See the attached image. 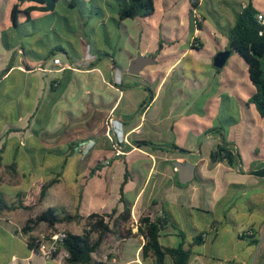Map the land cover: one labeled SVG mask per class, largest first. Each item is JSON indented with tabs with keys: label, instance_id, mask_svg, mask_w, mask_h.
I'll return each mask as SVG.
<instances>
[{
	"label": "crops",
	"instance_id": "obj_1",
	"mask_svg": "<svg viewBox=\"0 0 264 264\" xmlns=\"http://www.w3.org/2000/svg\"><path fill=\"white\" fill-rule=\"evenodd\" d=\"M68 1L59 0L53 12L45 14L38 11L32 12V21L26 23L23 27L25 34L22 37L26 39L24 41L29 47L34 46L37 49L38 45H41L47 51L57 48L60 49L59 52L64 53L66 58L64 59L60 55H55L48 62L44 61V64L40 61H27L24 59L30 66V70H25L21 66L22 58L14 61L13 68L10 69L3 79L7 78L8 80L12 77L13 84L9 85V88L14 90L16 85L19 90L20 78L18 71L23 73L22 75L24 76L33 77V87L36 88V90H33V110L36 109L38 104L42 105L44 102V111H38L36 117L31 120L30 124H28V119L33 110L17 120L11 118L9 123L5 122L1 124L2 121H0V146L3 143L9 147L17 145L23 147L25 145L31 146L35 144L38 139L34 136L33 129L36 128L37 118L42 119L41 124L43 125V130L47 131L49 124L53 123L54 125V122H52L54 113L58 115L60 111L59 104L61 98L63 99L64 97L66 99L65 97H68L71 99V101L69 100L67 102L68 107L70 105L73 108L72 104L75 106L78 103V92L82 87L83 81L86 83L91 82L92 87L96 86L97 96L100 99L105 93L113 98L112 102L109 103L107 116L103 117V122L106 123L108 119H114L120 122L123 133L130 143L135 140H144L137 136L143 133V124L147 120L151 122L153 126L151 129L154 131H164L172 136L180 135L176 122L182 117L185 111L191 109L194 98H200L205 93H210V91L212 92L214 90V86L212 85L213 80L219 73L215 72L216 68L213 66L214 57L221 51H229V56L234 54V52H230L228 46L226 48L222 47V41L216 36L213 37L211 35L202 16L201 27L197 30L195 28L193 29L194 25H191L189 13L190 0H187L186 6L189 10L186 9L185 11V16L188 18L187 26L181 20L180 16L169 14V11L174 7L177 0H153L154 11L150 16L127 19L119 25L116 22L117 0H79L78 6L73 8L68 6ZM204 1L202 0L198 4V9L203 6ZM14 2L15 0H13ZM249 2L252 3L258 13L264 15V2H257V0H239L236 8L232 10L234 19L235 15L240 13L242 8ZM7 3L9 4L10 0H7ZM161 3H163V10L160 8ZM59 5L61 11L75 8L79 9L83 22L85 18L89 20L87 16H90L93 18L92 20L95 25L93 28H90L87 34L84 33V37H78L76 48L74 46L71 48L74 50L71 56L67 54L63 46L58 45L54 48L51 46V33L59 38L57 29L60 28L59 19L63 17L57 12ZM27 6L28 4H24L22 8ZM2 9V16L5 17L6 15V21H4V17L0 19L2 26L0 28V51H5L1 34L7 31L11 34L7 39L8 42L15 45L12 49H16L18 56H20L21 45L18 46L16 41V43L12 41L13 32L10 30L9 18V23H6L8 17L7 12L9 13L8 5H6V11L4 8ZM109 12H111V15H109ZM155 15L156 19L153 22L152 19ZM220 17V28L224 26V21L228 23L230 28L233 26L234 21H232L230 13L225 12ZM64 20L67 21L66 18ZM109 20L119 30L121 29L123 31L124 36L120 38L121 35H119L118 44L114 43L110 37L108 31ZM20 21L21 23L23 22L22 19ZM128 21H131L130 28L128 27L129 24H127ZM169 21L178 22L176 25L177 28L170 24ZM86 23L88 21L84 22V24ZM66 24L68 23L66 22ZM100 28H103L106 33V40L109 44L107 49L101 48L99 44L100 41L97 36ZM36 33L37 35L34 36ZM180 34H182V37ZM184 41L188 45L186 48L180 46ZM193 44L198 48H193ZM139 55L151 57L154 60V64L144 66L136 75L130 74L128 72L130 64ZM235 56L243 64L241 72L246 75L248 81H241V85L243 86V92H241L236 85L239 81H230L227 80V76H224V82L230 83L231 94L223 93L220 96L221 99L227 101V103L221 105L220 121H222L223 126L227 129V140L233 142L240 152L244 172L239 173L224 163H218L213 167L209 166V154L208 158L202 155L200 149L202 143L199 140L209 141L208 147L210 153L216 145L218 138L213 137L211 134H205V131L211 128L207 126L203 127L201 136H197L193 128H187L183 135V145L178 144L175 138H172L171 141L162 140V143H154L161 145L162 150L153 151L149 148H133L125 156L130 177L124 186V195L132 205L131 223L133 232H136L133 224H136L140 216L147 215L153 219L161 214V202H166L170 204L176 223L181 227L184 225L179 221L181 220L179 216L174 214L175 210L186 212V216L190 218L188 225H191V227L198 231H206L208 229L209 233L213 234H211L213 237H204L201 245L193 247V256L189 264L235 263L237 254H235L232 245H226V243L221 245L219 244L221 241L215 245L218 234L217 227L220 226L219 220L221 217L217 214V211L223 201H232V207L237 209L236 213L238 215L242 213V210L238 206L239 199H246L250 202L255 201L254 207L258 208L260 205L264 208V178H259L248 173L250 169L257 166L254 160L256 159L254 158L255 156H257V161H260V163L264 162V152H262L263 154H259L258 150L264 147V120L258 116L252 105H246V102L253 93V87L248 79L246 64L240 56L237 54ZM54 58H58L61 63H74V69L71 71L59 70V68L53 65ZM184 61L188 62V70L186 68L184 71L178 73L179 67ZM5 62L3 63V60H0V74L8 65V61L6 64ZM187 77L192 79L193 84V88L188 93L180 89L181 81H186ZM55 80L65 85L60 94L51 92L49 89L50 83ZM74 82L77 83V87L73 85ZM132 90H142L143 94H145L141 100H138L140 102L139 106L146 99L148 90L153 94L151 104L144 108L141 114L138 113V106L135 108L123 106L119 109L122 101L129 102L133 99L130 95ZM231 95L236 98L237 102L233 101ZM19 99L20 96L17 97L18 101ZM37 99H42V102ZM161 99L163 100V102L161 101L162 105L157 106L156 115L150 118L149 114L152 107ZM211 103L213 107L216 105L218 107L219 98ZM95 105L93 103V106ZM14 108V104H12L10 107L11 112L15 111ZM227 114H233L235 116L229 118ZM10 127L20 131L11 132L5 136V132ZM193 137L197 138L198 149L191 142ZM41 143L45 146L67 145V143L63 142H55L51 145H47L44 142ZM171 145H176L179 149L185 150L186 153L173 150L170 148ZM102 148L109 153L108 144L103 143ZM193 155H195L197 161L202 162L200 168L197 169L196 167L195 169L196 177L183 187L176 186L174 180L177 172L173 170L172 160L181 161L184 159L183 157ZM74 157L69 159L70 163ZM32 158L35 159L36 156L34 154H24L23 152L18 155V159L21 162L20 166H27V170H20L21 182L19 184H13L10 176L7 182H0V185L16 187L14 192H10L9 196L0 192L5 200L9 197V203L15 200L17 193L26 192L37 181L35 166L31 165ZM48 161L50 164L52 163L51 158ZM89 161L90 165L94 160ZM143 161L147 163L144 164ZM170 161L171 163H168ZM69 165L67 166L68 171L66 174L70 175L71 183L68 187L63 185V179L65 180V177H63L58 184L47 190L44 198L46 200V209L54 208L59 211L65 210L71 214L78 212L81 216H87L93 212L109 213L115 207L121 211L122 206L118 202V190L123 180L124 165L122 166L121 163L115 161L109 171L106 172L103 170L99 173L101 176L95 174L87 179L85 184H82L80 179L87 174L89 165L84 171L82 169L76 170L74 167L70 168ZM119 165H121V171L117 173L115 169H118ZM113 176L118 177L115 186L112 185ZM153 177L156 180L154 187L156 191H159V195L145 199V192ZM228 194L230 197L226 199L228 198ZM238 194L240 197L236 198ZM44 200L41 204H43ZM34 210L17 209L0 213V231L14 241L18 250L8 255L5 264H61L58 260L46 261L38 252L29 248L28 235L23 234L21 229L28 219L35 218L41 213L32 214L31 212ZM248 211V214L251 215V209ZM207 216L212 220L210 223L207 221L209 219ZM246 223V226L244 225L246 227L245 231H252L254 237H257L258 228L264 223V220L260 224L248 220H246ZM41 224L45 227L39 229ZM77 224H82L83 226L82 222L61 223L56 224L55 229L70 230ZM197 224L203 225V227L197 228ZM47 229H49L47 224L40 223L30 235L35 237L38 233L45 232ZM166 233L169 236L160 237V243L165 247L176 246L180 238L172 236L171 230H167ZM188 234L189 232L186 233V236ZM239 234L235 232V240H241L237 237ZM192 238L185 237L186 243L190 242ZM144 242L143 237L139 236L122 240L109 234L104 238L103 243L97 250L98 253L96 255L94 253L92 258L94 261H98L103 255L109 253L110 259L107 264H153L152 258H142L141 249ZM210 247L211 249L214 248L215 252L211 253ZM167 262L172 264L169 259L166 260V264ZM237 264L239 263L237 262Z\"/></svg>",
	"mask_w": 264,
	"mask_h": 264
},
{
	"label": "trees",
	"instance_id": "obj_2",
	"mask_svg": "<svg viewBox=\"0 0 264 264\" xmlns=\"http://www.w3.org/2000/svg\"><path fill=\"white\" fill-rule=\"evenodd\" d=\"M59 0H15L11 5L8 13L9 22L13 28H22L24 33V26L26 23L32 21V12L38 11L40 13L53 12L56 4ZM79 0H69L68 6L73 8L77 7ZM24 4H28L27 7L22 8ZM192 8H196V5L191 4ZM190 8V21L193 26V19ZM154 11L153 0H117V24L127 19L145 18L150 16ZM257 10L249 2L242 8L240 13L235 15L233 26L229 29L227 40L230 52L236 53L242 58L247 67L248 79L253 87V93L249 97L246 105H252L258 114V116L264 120V34L260 35L259 32L262 27L258 24L256 15ZM22 15V18H19ZM20 19L23 20L21 23ZM201 27V23L198 25V29ZM194 29V26H193ZM8 32L2 33V41L6 49L12 48L8 43ZM160 46V44H159ZM193 48H198L193 44ZM56 50L59 52L60 49ZM25 48L21 45L20 56L22 57L21 66L25 70H30V66L24 60ZM37 60L47 61L56 55L54 50H50L45 56H40L38 53L33 52ZM14 61H9L6 68L0 74V121L1 124L8 122L11 118L17 120L20 117L25 116L33 110L34 97L33 90V77L24 76L23 73L19 74L20 89L18 90L15 85V89L9 88V85L13 84L10 77L3 79V77L13 68ZM63 71H71L65 69ZM219 69H215V72H219ZM17 73V72H16ZM21 74V76H20ZM57 86V87H56ZM65 85L58 81H52L50 83V91L60 94L63 91ZM20 96L19 101L17 97ZM153 100V94L148 90L147 98L142 102L138 108V113H142L144 108L148 107ZM14 104V112H11V105ZM38 111H44L43 104H38L36 109L30 114L28 124L36 117ZM228 115V114H227ZM44 116V114H43ZM231 118V115H228ZM225 120V118H223ZM117 121V120H116ZM39 123V130L33 129L34 136L37 137L36 143L31 146H7L2 144L0 146V167H3L10 176L13 184L17 185L21 182L20 170H27V166H20L18 155L23 152L24 154L35 155L36 158L31 159V165L35 166L37 181L26 191L19 192L15 196L13 202H7L2 194H0V213L10 212L17 209L32 210L38 207L46 196V192L52 186L58 184L64 177V171L67 168L69 159L74 157L75 148L85 139L72 140L65 146H51L47 147L41 143L38 138L43 130L42 119H37ZM122 125V124H121ZM20 131L10 127L6 132L7 136L11 132ZM46 132L45 130H43ZM205 134H211L213 137L218 138V141L214 148L209 153V166L213 167L218 163H224L229 168L237 170L239 173L243 171V162L239 150L233 142L227 140V129L223 126L222 121L218 126L211 127L205 131ZM49 135V134H48ZM86 141V140H85ZM131 145L120 143L122 154L115 155V149L112 147V143L109 145V156L104 157L101 160L95 159L87 169V174L81 178L82 184H85L87 179L91 178L95 174L99 175L105 167L111 168L115 161L124 165L123 180L119 185V204H121V211L115 207L109 213H90L87 216H81L78 212L74 214L68 213L65 210H56L54 208H48L38 214L35 218H30L26 221L22 227L21 232L28 235V246L31 250L37 252L35 246V237L30 233L40 223L47 224L49 229H55L56 224L61 223H83L82 232L80 234H74L66 232L65 238L62 240V247L69 253V258L66 260L70 264H104L99 261H94L92 255L96 253L104 238L112 234L122 240L130 237H143L144 244L141 249L142 258H152L153 264H166V260L169 259L172 264H189L193 252L192 249L195 246L202 244L206 235L205 231H198L197 229L187 225V231L192 234V240L186 243V233L183 228L176 223L173 216L170 204L161 202L160 215L151 219L149 216H140L137 219L136 224L133 226L136 228V232L132 229V205L125 198L124 186L127 183L130 173L126 166L125 156L130 152L133 147L142 149L149 148L151 150H162V146L154 144L147 140H135L130 143ZM133 146V147H132ZM173 150H179L186 153L185 150L179 149L176 145H171ZM32 157V156H31ZM52 159V163H49V159ZM107 161V164L104 162ZM46 173L45 175H43ZM249 174L259 178H264V162L253 167L248 171ZM101 176V175H99ZM42 177V178H41ZM174 183L178 187H183L178 181L177 175H175ZM156 204V203H153ZM167 230H171L172 236L180 238L179 243L172 246H163L160 243V237H168ZM244 231L237 237L241 240H250L249 242L257 243L252 231ZM110 259V256H108Z\"/></svg>",
	"mask_w": 264,
	"mask_h": 264
},
{
	"label": "rangeland",
	"instance_id": "obj_3",
	"mask_svg": "<svg viewBox=\"0 0 264 264\" xmlns=\"http://www.w3.org/2000/svg\"><path fill=\"white\" fill-rule=\"evenodd\" d=\"M238 1L239 0H205L203 6L199 9L197 8L198 14L204 18L205 24L208 27V30L211 33V35L213 37L216 36L219 40H221L222 47H225V48L226 46H228L227 36H228L230 26L228 25V23H225L226 21H224V26L220 28V19H221L220 16L223 15L225 12L230 13L232 21H234V15L232 14V10L236 8V4ZM260 1L264 2V0H257V2H260ZM12 3H13V0H10L9 4L7 3V0H0V19L4 17L2 16V13H3L2 8H4V10L6 11L5 8H6V5H8V11H9V8L12 5ZM188 5H189V2H188ZM186 6H187V0H177L174 7L169 11V14H176L180 16L181 20L184 21L185 25L187 26L188 18L187 16H185V11L187 9ZM160 8L163 10V3H161ZM187 10H189V8ZM79 11L80 10L77 8L61 11V7L59 5L57 12L60 16L61 15L63 16L59 19L60 28L57 29L59 38H57L53 33H51V37H52L51 46H53V48L58 45L63 46L69 56H71L72 52L74 51L71 48L73 46L74 47L76 46L78 37L83 36L84 33L87 34L90 28H93V26H95L92 20L93 18L90 16H87L89 20L85 18V21H88V23L84 24L85 21L83 22ZM109 15H111V12H109ZM7 16H8V12H7ZM8 18L9 17H7L6 23H9ZM19 18H22V15H19ZM64 18H66L67 21L64 20ZM155 19H156V15L152 19V21L154 22ZM4 21H6V15L4 17ZM66 22L68 24H66ZM82 22H83V26H82ZM130 23L131 21L127 22V24H129L128 26L129 28H130ZM169 23L172 24L174 27H176V25L178 24V22L176 21H169ZM1 27L2 26L0 24V28ZM10 30L13 32V37H12L13 43L17 42L18 46L22 45L25 48L26 51H25L24 58L27 61L37 60L36 58H34L35 55L33 52L38 53L40 56H45L46 53L49 51L41 47V45H38L37 49H35L34 46L29 47L28 44L25 43L24 41L26 39L22 37L24 36L22 33V28L20 27L13 28L10 26ZM108 31H109L110 37L112 38V41L117 44L119 41V35H121L120 38H123L124 36L123 31L121 29L119 30L113 24L111 20H109L108 22ZM105 34L106 33L104 32L103 28H100L98 31L97 37L100 41L99 44L101 48L107 49L109 47V44L107 43ZM36 35L37 33L34 36ZM10 36L11 34L8 33V38ZM180 36L182 37V34H180ZM1 37H2V34H1ZM68 41H70V43H68ZM8 43L12 47L15 46L14 44L10 42ZM180 46H184V48H186L188 45L184 41V43L180 44ZM52 50L56 52V55H60L61 58H64V59L66 58L64 53L58 52L56 49H52ZM235 55L236 54L234 53L228 57L226 63L220 69L216 78L213 80L212 85L214 86V90L212 92L210 91V93H205V95H203L200 98L195 97L193 100L191 109H189L188 111H185L182 114V117L176 122L180 135L172 136L171 134H167L164 131H156V130L154 131L151 129L153 128V126L151 125V122L147 120L143 124V128H142L143 133L137 137L142 138L144 140H149L153 143H162V140L171 141L172 138L173 139L175 138V141L178 144L183 145L184 143L183 135L185 131L187 130V128H193L195 130L196 135L201 136L204 126H207V127L218 126L220 124V119H221L220 118L221 111H222L221 105L227 103V101L221 99L220 96L223 93L231 94L230 83L224 82V76L228 77L227 80L239 81L238 83H236V85L238 86V89L241 92H243V86L241 85L242 84L241 81L243 82L248 81L246 75L241 72L243 64L238 60V57ZM0 57H1L0 60H3V63L4 61L6 62L8 61L9 63V61L19 60L23 56H18L16 49H12V48L6 49L5 48V51H2V50L0 51ZM48 61L49 59L47 60V62ZM40 62H42V64L45 63L44 61H40ZM187 63H188L187 61H184L182 63V65L179 67L178 73H180L181 71H184L187 68ZM59 70L61 69L59 68ZM73 85L77 87V83L74 82ZM42 87H43V84H42ZM191 88H193V84H192V79L190 77H187L186 81H181L180 89H183L184 91L188 93ZM78 93H79L78 95L79 98L77 100L78 103H76L75 106L74 104H72L73 108L70 105L69 107L67 105V102L69 100L71 101L70 98L68 97H65L66 99H64V97L63 99L61 98V102L59 104L60 111L58 112V115L56 113H54L53 115L52 122H54V125L53 123L49 124L48 130L47 131L45 130L46 132L41 130L42 132L39 135V139L41 140V142H44L47 145L54 144L55 142L69 143L72 140H79V138L85 139V140H90V139L94 140L95 146L89 151V154L86 158L81 159L79 156L75 154L74 155L75 157L73 158L71 163H69L70 168L74 167V169L76 170L82 169L84 171L86 170V168L88 167L90 163L89 160H92V161L95 159L101 160L105 156L106 157L109 156V153L104 151L102 148L103 143L108 144L110 142L106 136V133L109 131V128L107 124L103 122V117L107 116L109 103L112 102L113 98L110 97L109 94L105 93L104 96H102V98L100 99L97 96L98 92L96 90V86L92 87L91 82L86 83L85 81H83L82 87L80 88ZM130 93L133 99L129 102H126L125 100L122 101L119 106V109L123 106H127L128 108H135L137 106L139 107L140 102H138V100H141V98L145 96V94H143L142 90H132ZM147 96L148 94L146 95V98ZM231 97L233 101L237 102L236 98L233 95H231ZM218 98H219L218 107L217 105L213 107L211 102ZM39 100L41 101L42 99H39ZM161 101L163 102V100L161 99L156 104H154V106L152 107L151 112L149 114L150 118L156 115L157 106L159 107L160 105H162ZM93 103H95L96 105L93 106ZM231 116H235V115L231 114ZM37 119L40 120V118H37ZM227 123H230V122H227ZM39 128L41 127H39V123H37L35 130H39ZM109 133H110V136L112 137V132H109ZM50 135L52 136L49 137ZM191 142L193 143L196 149L199 148L196 137H193ZM199 142L202 143L200 147L202 155L208 158V154L210 151L208 147L209 141L200 139ZM47 147H51V146H47ZM258 150H259V154H263L262 152H264V147H262V149L259 148ZM183 158L184 159L181 161L172 160V162L178 161L182 163L183 162L191 163V164L193 163L196 165L197 169H199L202 164V162H199L196 160L195 155L183 157ZM254 158H256L254 159L255 164L257 165L261 164L260 161H257V156H255ZM143 163L145 164L147 162L143 161ZM168 163H171V161ZM120 167L121 165H119V168L115 169L116 171L115 170L114 171L119 173L121 171ZM104 170L106 172L109 171L107 167H105ZM67 171L68 170L66 168L64 171L65 180L63 179V182H62V184L65 185L66 187H68V185L71 183V178H69L70 175L66 174ZM8 178H9L8 173L5 171L3 167H0V182H7ZM117 180H118V177L117 178L115 176L112 177L113 186L117 184L116 183ZM155 181H156L155 177H153L152 181L148 185V189L145 192V199L150 198L152 196L157 197L159 195V191H156L154 187ZM23 187H25V185H23ZM15 189H16L15 186L0 185V192L6 194L7 196H9L10 192H14ZM229 197L230 195L228 194V198L226 199H229ZM237 197L239 198L240 195L238 194L236 198ZM8 198L6 200L7 202H9ZM238 202H239L238 206L242 210V213L240 215L236 213L237 209H235V207H232V201H229V200H227L226 202L223 201L221 205L218 207L217 214H219L221 217L219 220L220 226L217 227L218 234H217V239L215 240V245L218 244L220 241L221 243L219 244L221 245L225 243L226 245L228 244L232 245L235 254H237L234 264H237V262L239 264H242L243 262H244L243 264H264V223L258 228L257 237H255L257 243L249 242L250 240H235V232L241 233L246 230V227H245L247 224L246 220L253 222V223H257V224H260L264 220V208H262L260 205L258 206V208L254 207L256 203L255 201L250 202L249 200H246V199H243V200L239 199ZM45 209H46V200H44L43 204L35 208V210L31 213L32 214L39 213ZM249 209H251V215L248 214ZM174 214L179 216V218L181 219L179 221L181 222V224L184 225L182 228L184 232L186 233V230H187L186 226L188 225L190 218L186 216V212L181 211V210H175ZM207 221L210 223L212 220L209 218ZM3 223L5 224V222ZM196 226L197 228L203 227V225H200V224H197ZM42 227L44 228L45 226L41 224L39 229H41ZM64 231L79 234L82 232V224H77L75 227L73 226L70 230H64ZM205 232H206L205 237L207 236L213 237L211 236L212 233H209L208 229H206ZM249 233L251 232L249 231ZM187 237H192V234L189 233ZM17 251L18 250L14 244V241L11 238H9V236H7L2 231H0V264H5L8 255L11 252H17ZM210 252L211 253L215 252L214 248L211 249L210 247ZM97 253L98 251L95 253V255ZM167 264H170V263L167 262Z\"/></svg>",
	"mask_w": 264,
	"mask_h": 264
},
{
	"label": "built area",
	"instance_id": "obj_4",
	"mask_svg": "<svg viewBox=\"0 0 264 264\" xmlns=\"http://www.w3.org/2000/svg\"><path fill=\"white\" fill-rule=\"evenodd\" d=\"M201 1L202 0H190V8L192 9L191 14L195 30L198 29V25L202 22L201 16L197 12L198 4ZM192 3L196 5V8L191 7ZM256 19L258 24L262 27V30L259 32V34L262 35L264 34V15L258 13L256 15ZM53 65L60 68L62 71L65 69H74V63H61L58 58L53 59ZM106 124L109 128L106 136L110 143H112V147L115 149V155H120L122 154V150L119 144H131L127 141L126 135L123 133L122 125L119 124L118 121L114 119H108L106 121ZM109 132H112V137L110 136ZM94 146L95 141L92 139L80 142L75 148V154L81 159H84L88 156L89 151ZM104 163L107 164V161H105ZM65 236L66 232L60 229H47V231L45 232L38 233L35 236L34 240L35 246L37 247V252L46 261L58 260L61 264H70L66 262V260L69 258V253L61 245V242L65 238ZM108 256L109 253L103 255L98 261L107 264L109 262Z\"/></svg>",
	"mask_w": 264,
	"mask_h": 264
},
{
	"label": "water",
	"instance_id": "obj_5",
	"mask_svg": "<svg viewBox=\"0 0 264 264\" xmlns=\"http://www.w3.org/2000/svg\"><path fill=\"white\" fill-rule=\"evenodd\" d=\"M229 57V51H221L213 59V66L221 69L226 59ZM154 64L151 57L137 56L130 64L129 73L136 75L144 66ZM121 124L120 122H118ZM174 170L177 172L178 181L181 185H185L196 177V166L191 163H182L178 161L172 162Z\"/></svg>",
	"mask_w": 264,
	"mask_h": 264
}]
</instances>
